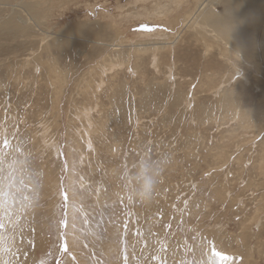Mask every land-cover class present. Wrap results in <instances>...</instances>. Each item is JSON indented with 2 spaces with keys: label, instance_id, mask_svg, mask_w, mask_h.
Wrapping results in <instances>:
<instances>
[{
  "label": "rangeland",
  "instance_id": "1",
  "mask_svg": "<svg viewBox=\"0 0 264 264\" xmlns=\"http://www.w3.org/2000/svg\"><path fill=\"white\" fill-rule=\"evenodd\" d=\"M202 1L0 0V264H264V0Z\"/></svg>",
  "mask_w": 264,
  "mask_h": 264
},
{
  "label": "bare ground",
  "instance_id": "2",
  "mask_svg": "<svg viewBox=\"0 0 264 264\" xmlns=\"http://www.w3.org/2000/svg\"><path fill=\"white\" fill-rule=\"evenodd\" d=\"M206 1H208V0H203L200 4H198V6L195 8V10H194V12H193V14H192V16L191 15H189L188 17H187V19L189 18V19H192V22H190V20H189V22L188 23H190V24H192V25H194L193 23H197V24H201V22H198L200 19H202L201 17L203 16L204 17V19H205V22H207V21H211L212 22V20H214L215 21V19L213 18L214 16L213 15H210V11H212V10H216L215 9V1H210V3H206ZM239 1H241L242 2V0H239ZM244 2H245V4L246 5H249V3H250V0H243ZM254 1V4H253V7L249 10V11H247V12H240L239 11V14H237L236 13V15H237V17H239V20H241V21H239V22H243V23H247V26L248 27H255L256 26V16L259 18V16H260V14H262V9H261V6L260 5H258V2L260 1V0H253ZM230 4V5H229ZM237 4H238V0H232V2L231 3H229L228 2V4H227V11L228 12H232L233 11V5H235V6H237ZM263 5V4H262ZM250 7V6H249ZM230 9H232L231 11H230ZM260 9V10H259ZM25 10V9H24ZM257 10H259L260 12H259V14H258V12H257ZM217 11V10H216ZM230 15V14H229ZM233 16V15H232ZM235 16V15H234ZM234 16L232 17V18H234ZM229 17H231V16H229ZM229 17L227 18V19H229ZM254 17H255V19H254ZM224 18V17H223ZM220 19V18H219ZM186 20V19H185ZM193 20H196V21H193ZM235 20H237V23H239L238 22V19L236 18ZM262 20V19H261ZM225 21V20H224ZM223 21V22H224ZM228 21H230V20H228ZM234 21V20H233ZM232 21V22H233ZM221 22V21H220ZM231 22V23H232ZM235 22V21H234ZM242 23V24H243ZM213 24V23H212ZM241 24V23H240ZM239 24V25H240ZM241 24V28H242V25ZM188 24H185V25H183V27H186ZM214 25V24H213ZM216 25V24H215ZM214 25V26H215ZM218 25V24H217ZM233 25V24H232ZM231 25V26H232ZM238 25V26H239ZM234 26V25H233ZM220 30H222L223 32H224V34L227 36V38L229 39V40H231V39H233V41H234V39H238L237 41H240L241 42V39L242 38H244V39H246L248 36H249V32H248V30H244V31H239V27H237V28H239L237 31H230V32H228V34L226 33V30L228 29V28H230V30H231V27H230V24H228L226 21L223 23V24H219L218 26H217ZM244 27V26H243ZM233 28V27H232ZM84 29V28H83ZM190 29H191V27H190ZM215 29V28H214ZM234 29V28H233ZM94 30V29H93ZM252 30V29H251ZM80 31V30H79ZM87 31V30H86ZM95 31V30H94ZM100 31V30H99ZM252 31H254V30H252ZM89 32V31H88ZM181 32V31H180ZM233 32V33H232ZM251 32V31H250ZM96 33V32H95ZM219 33H220V31H219ZM97 34V33H96ZM223 34V35H224ZM232 34V35H231ZM159 35V34H158ZM222 35V34H221ZM225 35L223 36V37H225ZM251 35V34H250ZM160 36V35H159ZM176 37H175V41L176 40H178L179 39V37H180V33H177L176 35H175ZM203 36V35H202ZM216 36V35H215ZM219 36V35H218ZM252 36V35H251ZM206 37H208V36H206ZM210 37V36H209ZM178 38V39H177ZM253 38H254V36H253ZM222 39V38H221ZM228 39H225V40H227V43H229L228 41ZM252 39V38H251ZM250 39V40H251ZM212 40V39H211ZM215 40V39H214ZM249 39H247V41H248ZM157 41H159V40H157ZM221 41V40H220ZM218 42V41H217ZM222 42H223V39H222ZM232 42V41H231ZM226 43V42H225ZM226 43V44H227ZM239 43V42H238ZM141 44V43H140ZM158 44H160V45H162V44H171V42H170V40L169 41H167V42H157L156 43V45H158ZM225 44V45H226ZM232 44V43H231ZM240 44V43H239ZM253 44V43H252ZM62 45V44H61ZM229 45V44H228ZM242 45V44H241ZM243 45H245V44H243ZM150 46H152V45H150ZM155 46V45H154ZM167 46V45H166ZM224 47H226V46H224ZM250 47V46H249ZM251 47H255V46H251ZM247 48V47H246ZM231 50H233V49H231ZM237 50L238 51H244V50H241V46H237ZM250 50V49H249ZM235 52V51H234ZM245 52V51H244ZM249 52V51H248ZM253 52V51H252ZM251 52V53H252ZM247 53V52H246ZM232 54H234V53H232ZM253 54V53H252ZM251 54V55H252ZM240 56V55H239ZM253 56V55H252ZM246 58V57H245ZM264 59V58H263ZM248 61V60H247ZM260 64V63H259ZM253 65V64H252Z\"/></svg>",
  "mask_w": 264,
  "mask_h": 264
},
{
  "label": "clouds",
  "instance_id": "3",
  "mask_svg": "<svg viewBox=\"0 0 264 264\" xmlns=\"http://www.w3.org/2000/svg\"><path fill=\"white\" fill-rule=\"evenodd\" d=\"M235 28L238 24L233 21ZM232 32V33H233ZM232 35V34H231ZM164 159H153L148 155L141 156L121 175L131 186L132 194L141 201H150L159 184Z\"/></svg>",
  "mask_w": 264,
  "mask_h": 264
},
{
  "label": "snow or ice",
  "instance_id": "4",
  "mask_svg": "<svg viewBox=\"0 0 264 264\" xmlns=\"http://www.w3.org/2000/svg\"><path fill=\"white\" fill-rule=\"evenodd\" d=\"M6 144H7V141H5V145ZM62 196H63V200L65 202V204L63 206L66 207L67 206V201L69 200L68 192L67 191H62ZM122 202H123V198H121V203ZM74 210H75V206H74ZM59 223H60V226L62 228H67L69 226L67 215H65V218L62 219ZM72 226L74 227V225H72ZM3 227H4V224L0 223V229H3ZM123 228H124V234L123 235L121 234L119 229L117 230V232H116V242L123 245V252L121 254V258H122L123 264H128L129 255L127 253V241H126L127 223L126 222L124 223ZM135 235L139 236V235H141V233L139 231H137L135 233ZM65 236H66V233L61 235V244H60L61 252H67L68 251V245L66 243ZM165 250H166V246H162L158 251H165ZM152 259L153 260H158L159 257L157 255H153ZM160 264H165V262L164 261H160Z\"/></svg>",
  "mask_w": 264,
  "mask_h": 264
}]
</instances>
